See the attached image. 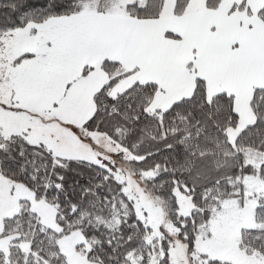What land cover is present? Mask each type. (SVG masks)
<instances>
[{
  "label": "snow or ice",
  "instance_id": "6c2138e0",
  "mask_svg": "<svg viewBox=\"0 0 264 264\" xmlns=\"http://www.w3.org/2000/svg\"><path fill=\"white\" fill-rule=\"evenodd\" d=\"M0 264H264V0H0Z\"/></svg>",
  "mask_w": 264,
  "mask_h": 264
}]
</instances>
